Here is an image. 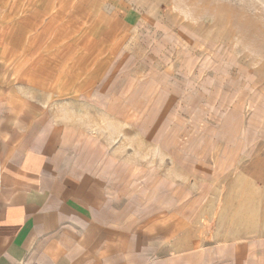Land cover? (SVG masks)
Listing matches in <instances>:
<instances>
[{"label": "rangeland", "instance_id": "rangeland-1", "mask_svg": "<svg viewBox=\"0 0 264 264\" xmlns=\"http://www.w3.org/2000/svg\"><path fill=\"white\" fill-rule=\"evenodd\" d=\"M42 112L108 172L126 264H264V0H0L2 143Z\"/></svg>", "mask_w": 264, "mask_h": 264}, {"label": "crops", "instance_id": "crops-1", "mask_svg": "<svg viewBox=\"0 0 264 264\" xmlns=\"http://www.w3.org/2000/svg\"><path fill=\"white\" fill-rule=\"evenodd\" d=\"M53 137L42 112L0 140V264H115L118 249L126 264L131 236L108 172L59 154ZM176 229L173 218L149 237L159 245Z\"/></svg>", "mask_w": 264, "mask_h": 264}, {"label": "built area", "instance_id": "built-area-1", "mask_svg": "<svg viewBox=\"0 0 264 264\" xmlns=\"http://www.w3.org/2000/svg\"><path fill=\"white\" fill-rule=\"evenodd\" d=\"M19 264H26V263H24V262H20Z\"/></svg>", "mask_w": 264, "mask_h": 264}, {"label": "bare ground", "instance_id": "bare-ground-1", "mask_svg": "<svg viewBox=\"0 0 264 264\" xmlns=\"http://www.w3.org/2000/svg\"><path fill=\"white\" fill-rule=\"evenodd\" d=\"M151 264V263H150Z\"/></svg>", "mask_w": 264, "mask_h": 264}]
</instances>
